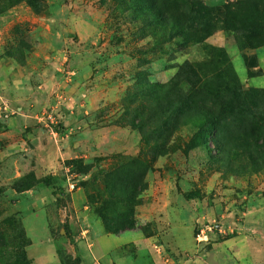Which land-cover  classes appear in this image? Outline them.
Returning <instances> with one entry per match:
<instances>
[{
	"label": "rangeland",
	"instance_id": "1",
	"mask_svg": "<svg viewBox=\"0 0 264 264\" xmlns=\"http://www.w3.org/2000/svg\"><path fill=\"white\" fill-rule=\"evenodd\" d=\"M147 15L133 0H0V264H24L25 228L43 233L31 208L46 207L55 238L69 235L73 191L78 211L85 196L88 218L106 231L104 216L155 236L153 254L129 246L124 264H264V45L240 49L222 29L162 43ZM217 47L252 90L256 115L226 116L208 147L191 141L198 126L186 122L152 159V144L128 122L148 104L144 90L185 62L209 76ZM29 173L37 181L17 190ZM126 186L139 191L133 199Z\"/></svg>",
	"mask_w": 264,
	"mask_h": 264
},
{
	"label": "trees",
	"instance_id": "2",
	"mask_svg": "<svg viewBox=\"0 0 264 264\" xmlns=\"http://www.w3.org/2000/svg\"><path fill=\"white\" fill-rule=\"evenodd\" d=\"M133 1L142 2L148 8V18L144 22L146 26L155 24L162 43L175 38H179L182 44L200 42L222 29L235 34L240 49L264 45V0H232L215 6L207 5L203 0ZM212 54L213 61L211 59L209 64L211 63L213 71L209 76L205 75L201 79L200 66L185 62L169 82L147 87L144 98L148 104L144 108L139 105L129 116L128 122L139 130L145 146L152 144L149 146L152 159L167 153L170 137L186 122L198 126L191 141L199 139L198 144L208 147L207 137L213 136L226 116L236 112L249 118L256 115L258 110L256 111L252 90L242 89L226 52L217 47L212 49ZM247 64L256 66V63ZM215 77L223 79L216 83ZM207 99L212 105L206 104ZM149 124L152 127L147 130ZM149 135L152 142L148 139ZM148 167L149 163L145 164V169ZM35 181L34 174L29 173L17 181V184H23L16 189H28ZM42 181L46 185L51 184L48 177ZM127 188L132 187L126 186L125 190ZM133 192L132 188L127 197L133 199L139 191ZM126 215L127 213L125 217L129 216ZM103 219L113 233L135 227L133 219H117L113 224H109L105 216ZM58 254L62 264L77 263L76 258L70 260L60 251ZM19 256L22 258L20 262L30 264L24 252H20Z\"/></svg>",
	"mask_w": 264,
	"mask_h": 264
},
{
	"label": "crops",
	"instance_id": "3",
	"mask_svg": "<svg viewBox=\"0 0 264 264\" xmlns=\"http://www.w3.org/2000/svg\"><path fill=\"white\" fill-rule=\"evenodd\" d=\"M73 193L74 191L70 193L71 200L67 201L75 210L74 217L70 215L68 219L69 235H66L62 229L58 238L52 235L46 207L41 209L37 206L36 210L32 208L29 210V216L43 218L44 228L41 236L34 234L35 237L25 228L29 238L25 251L30 264H62L57 253V245L65 248L68 254L76 258V264H124L125 249H129V246L132 252L139 249L146 253H154L152 246L154 235L146 236L137 229L117 233L106 231L99 219L88 218L87 207L84 204L85 196L83 206L78 211Z\"/></svg>",
	"mask_w": 264,
	"mask_h": 264
},
{
	"label": "built area",
	"instance_id": "4",
	"mask_svg": "<svg viewBox=\"0 0 264 264\" xmlns=\"http://www.w3.org/2000/svg\"><path fill=\"white\" fill-rule=\"evenodd\" d=\"M70 187H71V188H74V184H71Z\"/></svg>",
	"mask_w": 264,
	"mask_h": 264
}]
</instances>
